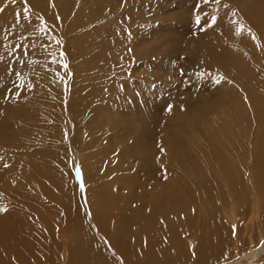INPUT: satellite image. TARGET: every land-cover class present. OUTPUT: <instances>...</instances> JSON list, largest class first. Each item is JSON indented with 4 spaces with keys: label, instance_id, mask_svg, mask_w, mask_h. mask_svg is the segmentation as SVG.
Masks as SVG:
<instances>
[{
    "label": "rangeland",
    "instance_id": "1",
    "mask_svg": "<svg viewBox=\"0 0 264 264\" xmlns=\"http://www.w3.org/2000/svg\"><path fill=\"white\" fill-rule=\"evenodd\" d=\"M212 1L216 2L213 4ZM213 5L223 7L226 13H221V10L215 13L211 9ZM230 23L237 26L231 27ZM236 30L243 31L241 39L247 42L246 46H239L246 60L237 67L231 64L225 47L227 34ZM62 53L68 57L65 54L61 58ZM6 61L12 67L9 70L0 68V115L3 106L9 104L12 105L7 108L10 113L34 110L35 104L50 112L49 107L58 110L60 106V113L66 121L59 123L61 130L53 135L52 120L49 122L43 114L30 113L32 122L22 124L26 126L28 136L21 145L9 147L0 141V214L19 221L28 218L32 202L43 204L49 212L46 235L52 237L50 222L57 229L64 224L63 233L68 237L61 236L58 230L53 232L52 239L53 242L58 239V255L61 253L58 257H63L69 252L64 242L70 243V225L65 227L64 212L69 209L80 223H86L91 216L85 198L86 186L80 174V162L87 154L92 156L93 152L101 151L104 144L103 155L92 157L97 163V174L103 177L91 175L90 165L86 166L89 168V183L86 184L90 190L92 187L95 189L97 182L106 179L104 184H107L103 188L106 194L114 191L122 197L127 194L121 185L127 180L136 177L143 182L147 176L145 173L158 171L142 168L141 162L133 156L143 140L153 143L154 150L159 147L161 152L156 150V158L171 160L183 156L182 151L184 157L187 156L190 134L204 125L207 118L235 110V114H229L232 120L237 118L252 125V115L248 113L253 109L251 89L259 87L261 91L258 92H264V0H0V64ZM42 61L46 64L41 65ZM35 63L38 66H34ZM23 74L26 78L30 75L31 78L36 77L37 82V89L29 91L33 100L27 105L24 100L29 96V87L22 82ZM82 95L86 96L85 102L79 104L78 98ZM239 103L247 110L243 112L238 107ZM84 109H88L91 115H84ZM9 112L8 119L15 120ZM70 119L75 121L76 127L67 122ZM65 129L68 130V152H72L71 156L68 153L61 156L68 161L64 171L71 186L70 193L74 195V212L70 203L56 201L53 196L47 197L46 194L43 199V196H35L43 189L50 190L51 183L39 176L24 177L30 171V163L45 162L52 166L47 159L38 156L42 150L51 152L56 142L64 143ZM247 131L252 135L251 142L255 140L256 144L264 130L253 125ZM142 132L145 133L141 139ZM3 134L12 137L13 129L1 131L0 137ZM107 142H112L113 146L109 147ZM195 158L193 156V160ZM84 159L86 161L90 157ZM180 171L177 169L176 172L178 194L174 197V205L188 189V185L180 188L179 181L184 179ZM158 173L162 176L167 174L161 169ZM162 176L157 177L160 187L172 178ZM212 176L211 172L206 173L203 182L207 183ZM215 178L219 180V177ZM242 179L239 190L233 189L232 193L228 189L231 197L223 184H220L223 186L221 191L212 192L216 205L205 212L198 228L201 231L202 226H207L208 235L212 238L225 240L221 237L228 235L229 248L219 264H255V256L264 254V207L259 206L264 195L258 194L260 192H257L250 175H244ZM13 180H16L15 184L26 180L25 187L14 186ZM189 182L190 179L186 181ZM29 184L36 190L30 197L27 194ZM198 188L193 186V192L199 191ZM18 190L22 191L21 195ZM132 190L129 196H139L137 188ZM218 198L222 199L221 203ZM4 221L10 225L15 223ZM195 222L196 219L192 229H196ZM212 222L214 225L210 226ZM92 224L89 222L88 229L100 241L101 233L94 232ZM245 227L251 230V234L249 231L245 233ZM250 235L251 240L248 239ZM26 236L28 249L34 255L40 247L31 243V236L24 228L20 237L26 239ZM102 236L105 235L102 233ZM193 238L195 240L189 238L185 242L191 252L198 244V237ZM44 241L48 243L49 240L46 237ZM29 262L26 258L20 264Z\"/></svg>",
    "mask_w": 264,
    "mask_h": 264
},
{
    "label": "bare ground",
    "instance_id": "2",
    "mask_svg": "<svg viewBox=\"0 0 264 264\" xmlns=\"http://www.w3.org/2000/svg\"><path fill=\"white\" fill-rule=\"evenodd\" d=\"M212 2L214 4L216 1ZM211 9H214L215 13L217 10H221V13L224 12V8H219V5H213V7L211 6ZM214 24H216V22ZM229 25H231V27L237 26L232 23ZM216 27L218 28V26ZM234 28L235 27L231 29ZM227 36L228 43H225V47L231 64L234 66L242 64L241 62H244L246 57L239 46L247 45L246 40L241 39L243 38V31H231L227 34ZM110 48H112V46H110ZM14 52H16V50H14ZM65 54L66 53L60 54L61 58H63ZM65 57H68V55ZM65 59L68 60L69 58ZM9 63V61H6L5 63L0 64V68L4 70L11 69L12 65L9 66ZM35 64L36 65H33L38 66L37 63ZM45 64L46 61H42L41 65ZM32 76H35V74ZM41 77L43 78L44 76L42 75ZM21 79L25 86L29 87L28 93L31 90L37 89L36 77L31 78L30 75L26 78L24 75ZM246 80H244L245 83ZM38 84L40 85L41 83L38 82ZM31 86H33V88H31ZM95 90L97 92L99 91V89ZM258 90H260L259 87H254L251 89L250 94V104L253 106V109L251 111L249 109L248 113L249 115H252V125L247 124V122L243 123L242 120L238 121L236 120L237 118L232 120V117H230L229 114H235V110H227L220 116L207 118V121L203 122L204 125H200L194 133L190 134L189 139L187 138L188 141H190V147L187 151L186 157H184L183 151H180L183 156L171 160L159 159L155 157L156 150L159 149V147L154 150L152 147L153 143L149 144L144 140L139 143L133 153V156L141 162L140 166L150 171L152 169L158 171L161 169L164 174L167 172V174H163L164 176H172V178L168 179V181L161 187L159 182H157V177L162 176V174L157 171L153 174H151V172H148V174L145 173L147 176L143 178V182L140 181L141 179L137 180L136 177H133L131 180H127L123 183L124 186L121 185V187L126 190L127 194H123L122 197H118L114 191L106 194V191L103 189L107 184H104L106 179H103L104 181L97 182L95 189L92 187L90 190L86 184L89 183L87 179V172L89 168L86 166L90 165V170L92 172H89L91 175L96 178L103 177L97 174V163L93 158L103 155L104 144L101 147V151L98 150L93 152L92 156L87 154V157H90V159L85 161L84 158H87L86 156L83 160L81 159L80 174H82V182L86 186L85 198L87 200L91 216L86 223H80L78 218L75 220V215L72 214L69 209L64 212L63 217L65 219V227L70 225V243L64 242L65 248L69 251L68 254L63 257H58L61 254L59 253L58 255L59 244H56L58 239L56 238L57 240H54V242L52 241V239H54L53 232L57 233L60 231L61 236L65 235V233H63L64 224L62 227L59 226L57 229L56 225H54L53 222H50L49 229L52 237L46 235L45 226H49L46 221V218H49L48 209L41 203L32 202V212L27 214V219L24 217L23 219L19 218V221H14L13 218L2 215V213L0 214V264H20L26 258L30 260L29 264H115L112 258L115 260L116 264H217L226 253L227 248H229L228 243L230 241L227 238L228 235L226 237H221L226 238L225 240L219 238L217 239V237L212 238L208 235L209 229L207 226H202L201 231L198 230L202 220L205 218V212L210 208L213 209L212 207L216 205L213 200L212 192L221 191L223 186L220 187V184H223L224 187L226 186L231 197L234 190H239L243 181L242 176L250 175L254 185L258 188L257 192H260L258 194L264 195V131L262 132L260 138L257 139L256 144L255 140L254 142H251V134L247 131L250 126L253 127V125L259 126L260 129L264 130V92H258ZM105 92L108 93L107 90H105ZM85 97L86 96L82 95L78 98L80 102L79 104L85 102L83 101ZM25 98L24 102L27 105L30 100H33V95L29 93V96H25ZM9 106L12 105H4L0 115V132L3 130L5 132L8 128L13 129L12 137L8 138L4 134L0 137V141L7 144L9 147L19 146L22 142H24V139L27 138L28 132L26 126L22 124H29L32 122V119H30L32 117L31 114H43L46 120L49 122L52 120L51 126L54 131L53 135L61 130V127L59 130V123L62 120H65L63 115H61L62 112L60 113V106L58 110L53 107H49L52 111L50 112L49 109L35 104L34 110H21L20 112L13 113H10L9 110L7 111ZM238 107L242 109L243 112L247 110L241 105V103H239ZM8 112L10 117H13L15 120L11 121L8 119ZM82 113L86 116L91 115L88 109H84ZM68 117L69 116H67V118ZM95 118H97V116H95ZM72 119L67 122L76 127V123ZM67 133L68 130L66 131L65 129L63 131L64 143L56 142L54 144V149L51 152L45 153V151L42 150L38 156V158L43 157L45 160L47 159V162H49L52 166L47 165L45 162L37 164L30 163V166L28 165L30 171H27L24 174V177L39 176L41 179H45L47 183H51L52 187L50 190H48V188L43 189V191H40L41 193L38 192L35 196H43L42 199L46 197V194L47 197L53 196L56 201H62L63 203H67V205L70 203L71 209L74 212L72 206V204L74 205V195L70 193L69 187L71 186L68 184L69 181H67V174L66 171H64V169L68 167V161L61 156L62 153H68V155L71 156L72 150L68 152L66 145ZM144 133H141V139L144 137ZM163 140H166V138ZM107 145L112 147L113 143L107 142ZM116 148L117 147L115 146V152ZM120 148H122V146ZM225 148H227V150L226 152H223V149ZM161 149L163 150V148ZM169 155L171 157V154ZM193 156L196 157L195 160H193ZM162 165L163 167H161ZM177 169L181 170L180 176L184 177L183 180L179 181L180 188H185L188 185V189L185 194L180 196L179 201L174 205V197L178 194L176 192L178 189V181L176 179V176L178 175L176 173ZM221 169H224V172H222ZM208 172H211L213 176L209 179V181H207V183H204L203 179L205 178V174ZM215 176L219 177V180H216ZM73 179L74 178H72V181ZM135 179L137 183L134 181ZM189 179L190 184L186 183ZM16 180H13L12 183L15 184ZM108 182L113 183L114 180H108ZM25 183L26 180L20 182V184H15L14 186L23 185L25 187ZM115 183H117V181H115ZM193 186L199 187L198 189L200 190L193 192ZM133 188L138 189L136 191L139 192V196H129V193L133 191ZM228 189L232 193H230ZM20 191L18 190L17 193L21 195ZM34 191H36L35 187L29 184L27 190L29 197L34 195ZM108 196L110 197L108 198ZM205 199L207 205L205 204ZM217 201L221 203L222 199L218 198ZM78 206H80V204ZM259 206H261V208L264 207V199L260 200ZM29 218L31 220H29ZM195 219L198 223L195 222L194 228L196 229H192ZM4 220L15 223L14 225H10ZM207 220L208 217L206 216V222ZM89 222L93 223L92 229H94V232L98 234L101 233L100 241H97L98 238L94 236L93 231L88 229V227H90ZM84 224L87 226V230L85 229ZM213 225L214 223L212 222L210 226ZM24 228L31 236V243L36 247H40V249L38 248V252L34 253V255L31 254L28 249L29 241L27 240V236L26 239L20 237ZM2 231H4V234L1 233ZM248 231L251 234V230L249 228L245 230V233ZM102 233L105 236H102ZM46 237L49 240L48 243H45L44 241ZM66 237L68 236L65 235V238ZM193 237H198V244L193 252H191L187 248L185 242L189 238L194 239ZM260 238L261 236H259V241ZM248 239L251 240V235ZM43 247H45V249ZM42 250L44 251V254L40 258ZM108 252H111L110 254L112 255L110 256ZM259 261H261V263H259ZM253 262H255V264H264V254L260 256L256 255Z\"/></svg>",
    "mask_w": 264,
    "mask_h": 264
},
{
    "label": "snow or ice",
    "instance_id": "3",
    "mask_svg": "<svg viewBox=\"0 0 264 264\" xmlns=\"http://www.w3.org/2000/svg\"><path fill=\"white\" fill-rule=\"evenodd\" d=\"M197 21H199V18H197Z\"/></svg>",
    "mask_w": 264,
    "mask_h": 264
}]
</instances>
